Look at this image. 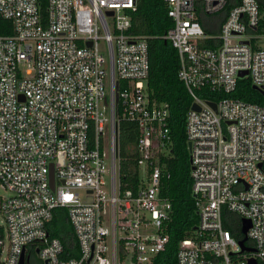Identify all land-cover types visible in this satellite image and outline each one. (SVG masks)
<instances>
[{
	"label": "built area",
	"instance_id": "1",
	"mask_svg": "<svg viewBox=\"0 0 264 264\" xmlns=\"http://www.w3.org/2000/svg\"><path fill=\"white\" fill-rule=\"evenodd\" d=\"M163 1L173 25L161 38L177 51L193 100L185 138L199 219L176 264H264V106L198 96L230 95L243 78L264 87L258 1ZM135 10L136 0H47L43 19L38 0H0L13 27L0 35V184L9 194L0 197V264H157L165 251L172 207L160 196L169 174L159 158L172 145L169 111L148 98L147 37L130 33ZM198 14H224L219 32L207 34ZM120 119L136 126L147 174L134 193L119 177ZM57 208L67 210L77 258L47 232ZM225 212L250 222L252 251L224 227Z\"/></svg>",
	"mask_w": 264,
	"mask_h": 264
},
{
	"label": "trees",
	"instance_id": "2",
	"mask_svg": "<svg viewBox=\"0 0 264 264\" xmlns=\"http://www.w3.org/2000/svg\"><path fill=\"white\" fill-rule=\"evenodd\" d=\"M260 12L264 11V0H257ZM47 0H38L40 14L46 16ZM233 7L229 1L225 13ZM201 16L198 20L202 24ZM130 33L147 37L149 48V72L146 82L148 98L157 104L165 106L169 111V128L172 139L170 153L167 157L160 156L159 163L168 177L161 179L160 196L171 203V220L166 227L169 242L164 252L156 258L157 264H176L178 243L194 234L198 225V215L191 193L192 181L190 178L189 150L185 138V119L193 102L184 84L178 79L179 59L177 51L169 41L161 37L173 25L167 15V6L163 0H136V10L130 13ZM205 32L211 34L202 24ZM11 22L0 19V35H12ZM215 41L205 42V46L216 47ZM201 98L216 101L220 97H232L245 102L264 106V96L253 88L249 78L239 79L236 90L230 94L211 93L207 89L198 91ZM138 131L134 123L127 119L119 121L118 157L119 177L123 189L136 192L140 182L147 175L138 168L136 141ZM264 170V164H263ZM223 214V224L226 229L238 239L241 234L240 219L233 214ZM50 238L59 239L65 249V258L78 257V243L72 226L69 223L67 210L57 208L53 218L47 224ZM246 248L250 242H245ZM37 264L38 262L34 260Z\"/></svg>",
	"mask_w": 264,
	"mask_h": 264
},
{
	"label": "water",
	"instance_id": "3",
	"mask_svg": "<svg viewBox=\"0 0 264 264\" xmlns=\"http://www.w3.org/2000/svg\"><path fill=\"white\" fill-rule=\"evenodd\" d=\"M109 14L112 15L111 12ZM245 43L247 44V42H245ZM245 75H247V71L241 72L239 74V77L243 78ZM253 88L256 91L260 92L264 96V87L262 89H259L256 86H253ZM211 106L215 109V104L212 103ZM192 109L193 110H199V107L196 104H193L192 105ZM188 147H189V145H188ZM50 167L51 168H50V174H49L50 175L49 176V182H50L51 190H53L54 189V172H53V166L51 165ZM249 228H250V222L248 220H246V219H243L241 221V234L243 235V239H241L239 241V245H240L242 251H252V249H247L245 247V242L248 239L247 238V232H248ZM21 263H23V256H22V259H21ZM248 264H256V262L253 259H251Z\"/></svg>",
	"mask_w": 264,
	"mask_h": 264
},
{
	"label": "crops",
	"instance_id": "4",
	"mask_svg": "<svg viewBox=\"0 0 264 264\" xmlns=\"http://www.w3.org/2000/svg\"><path fill=\"white\" fill-rule=\"evenodd\" d=\"M201 21L204 27L209 30L211 34H217L220 30L222 22L224 21V14H218L214 16L202 15Z\"/></svg>",
	"mask_w": 264,
	"mask_h": 264
},
{
	"label": "rangeland",
	"instance_id": "5",
	"mask_svg": "<svg viewBox=\"0 0 264 264\" xmlns=\"http://www.w3.org/2000/svg\"><path fill=\"white\" fill-rule=\"evenodd\" d=\"M261 19H262V23L260 25V30L258 32V34H263L264 35V11L261 13ZM255 42V46L258 48H262L264 49V37H262L261 39H257L254 41ZM101 51L103 53V55L105 56L106 59L107 58V49L105 47L104 44L101 45ZM108 90V88H106V91ZM142 172V170H141ZM9 194L8 192L2 187V185L0 184V197H7ZM2 225V217L0 215V226Z\"/></svg>",
	"mask_w": 264,
	"mask_h": 264
}]
</instances>
